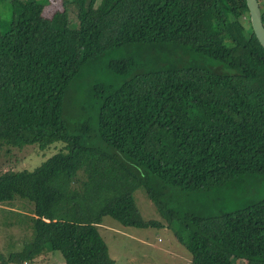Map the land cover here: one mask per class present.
<instances>
[{
  "label": "trees",
  "instance_id": "obj_1",
  "mask_svg": "<svg viewBox=\"0 0 264 264\" xmlns=\"http://www.w3.org/2000/svg\"><path fill=\"white\" fill-rule=\"evenodd\" d=\"M3 1L0 156L65 146L0 172V203L34 204L6 213L8 236L33 238L6 242L1 264L57 251L65 264H115L107 215L166 223L192 264H264V47L246 0ZM140 186L164 223L141 216Z\"/></svg>",
  "mask_w": 264,
  "mask_h": 264
},
{
  "label": "rangeland",
  "instance_id": "obj_2",
  "mask_svg": "<svg viewBox=\"0 0 264 264\" xmlns=\"http://www.w3.org/2000/svg\"><path fill=\"white\" fill-rule=\"evenodd\" d=\"M47 2V8H63L62 0H39ZM1 29H8L12 10L9 2L0 3ZM65 146L62 141H57L51 145L41 148L38 144L26 145L17 148L9 156L5 152L0 156V172L7 170H34L49 157L60 151ZM137 207L141 216L145 220H157L165 222L164 217L157 209L153 200L149 197L144 187H137L134 192ZM17 204L0 203V251L7 254L9 248L20 250L24 245V240L33 238V231L27 234L15 229L14 236H8L6 229L1 226L7 224L11 215L6 213L12 210L19 211L26 216L32 215L34 204L28 200L18 198ZM23 204L30 205L29 207ZM22 215V216H25ZM25 224V223H24ZM21 223L17 228L24 227ZM100 232L109 247L110 256L115 260V264H192V254L176 237L174 231L165 225H152L147 227L127 226L122 224L112 216H105L100 224ZM25 235V236H24ZM8 242L9 248H4ZM5 249V251H4ZM66 261L60 252H51L41 256L35 262H25L22 264H65ZM1 264V261H0ZM15 264V263H9Z\"/></svg>",
  "mask_w": 264,
  "mask_h": 264
},
{
  "label": "water",
  "instance_id": "obj_3",
  "mask_svg": "<svg viewBox=\"0 0 264 264\" xmlns=\"http://www.w3.org/2000/svg\"><path fill=\"white\" fill-rule=\"evenodd\" d=\"M252 28L260 43L264 47V22L262 18L259 0H246Z\"/></svg>",
  "mask_w": 264,
  "mask_h": 264
}]
</instances>
